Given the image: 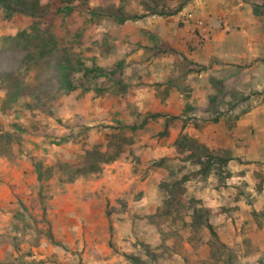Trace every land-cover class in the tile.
Returning <instances> with one entry per match:
<instances>
[{
	"label": "rangeland",
	"instance_id": "obj_1",
	"mask_svg": "<svg viewBox=\"0 0 264 264\" xmlns=\"http://www.w3.org/2000/svg\"><path fill=\"white\" fill-rule=\"evenodd\" d=\"M50 1L0 6V264H264V0Z\"/></svg>",
	"mask_w": 264,
	"mask_h": 264
},
{
	"label": "trees",
	"instance_id": "obj_2",
	"mask_svg": "<svg viewBox=\"0 0 264 264\" xmlns=\"http://www.w3.org/2000/svg\"><path fill=\"white\" fill-rule=\"evenodd\" d=\"M45 0H0V6L7 12L8 16L15 15L17 13H24L33 17L40 16L47 8L49 7H57L58 11H71L72 7L70 4L67 6H62L59 8L57 5L61 2L50 1L48 3L43 4ZM262 6H255V10L261 12ZM87 11L91 15L92 18L99 17L101 15H109L112 16L118 23L122 24L123 22L131 19H136L140 16L136 14H128L122 11V9L114 10L110 7H88ZM89 73L97 76L101 75L100 68H87ZM100 90L95 89V92L98 94ZM158 114H152V117H155ZM150 116V117H151Z\"/></svg>",
	"mask_w": 264,
	"mask_h": 264
},
{
	"label": "crops",
	"instance_id": "obj_3",
	"mask_svg": "<svg viewBox=\"0 0 264 264\" xmlns=\"http://www.w3.org/2000/svg\"><path fill=\"white\" fill-rule=\"evenodd\" d=\"M227 53H225V55H222V54H220L219 55V60L217 59V61H219V63H222V61L223 60H221L223 57H230L232 54L229 52V51H226ZM244 57V56H243ZM220 69V67H218V70ZM214 75H218L219 73H217L216 72V70H214L213 72H212ZM241 82H244L245 80H244V77L242 76V78H241V80H240ZM244 86L242 85V86H240L239 87V90L240 91H243L244 90Z\"/></svg>",
	"mask_w": 264,
	"mask_h": 264
}]
</instances>
